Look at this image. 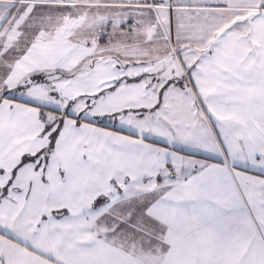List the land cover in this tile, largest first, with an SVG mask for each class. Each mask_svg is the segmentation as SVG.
<instances>
[{
  "label": "snow or ice",
  "instance_id": "obj_1",
  "mask_svg": "<svg viewBox=\"0 0 264 264\" xmlns=\"http://www.w3.org/2000/svg\"><path fill=\"white\" fill-rule=\"evenodd\" d=\"M0 264H264V0H0Z\"/></svg>",
  "mask_w": 264,
  "mask_h": 264
}]
</instances>
